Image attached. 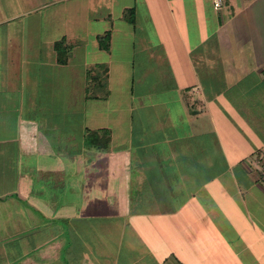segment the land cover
Instances as JSON below:
<instances>
[{
    "label": "crops",
    "instance_id": "crops-1",
    "mask_svg": "<svg viewBox=\"0 0 264 264\" xmlns=\"http://www.w3.org/2000/svg\"><path fill=\"white\" fill-rule=\"evenodd\" d=\"M75 1L0 0V264H264V0L220 9L214 0H102L104 21L113 25L121 8L118 19L139 39H149L144 18L168 41L167 80L176 83L160 94L186 108L169 126H150L169 130L168 154L136 160L140 172L137 116L130 148L110 154L90 146L84 124L74 130L64 116L43 131L31 116L41 111L34 105L60 100L50 90L58 59L45 57L58 55L67 33L52 16ZM204 110L217 131H245L247 161L233 141L224 148L235 156L207 165L170 155L182 131L205 135L189 125ZM128 153L130 163H113ZM209 164L222 172L203 177ZM193 232L203 238L190 240Z\"/></svg>",
    "mask_w": 264,
    "mask_h": 264
},
{
    "label": "rangeland",
    "instance_id": "rangeland-1",
    "mask_svg": "<svg viewBox=\"0 0 264 264\" xmlns=\"http://www.w3.org/2000/svg\"><path fill=\"white\" fill-rule=\"evenodd\" d=\"M54 8L56 9V7ZM103 11L102 0H76L73 4L57 7V11L52 17L67 33L63 34L65 39L62 41L63 47L60 48L58 55L54 57L51 53L45 57V63L51 64L58 59V66H56L59 69L56 72L58 77L57 80L55 79L56 82L51 85L53 89L50 90L60 96V100L55 102L56 104L34 105V109L41 107V111L38 110L35 113L32 111L31 116L37 117L43 131L54 128L49 126L51 120L54 123L67 122L74 130L84 124L89 139L93 138L92 134L95 130L107 128L111 130L108 135L109 144L105 151L101 150V152L110 154L130 148V140L135 130L142 128L137 124L136 116L139 118L138 123L152 120L156 128H163L173 122L176 113L184 112L186 108L183 103L177 105L168 103L171 100V94L168 93L171 91L165 95L160 94V92L168 91L162 88L163 86L172 85L175 81L167 80L168 75L171 76L167 69L168 41L165 38H157L159 34H155L156 26L146 22L144 18L140 19L141 26L145 27V37L149 39H139L143 35L137 36L136 33L128 31L131 26L120 18L118 19L117 16L122 11L121 8L114 9L113 25L102 19ZM93 15L96 16V20H93ZM110 28L113 30L112 39H103L104 33ZM78 37L79 39L76 40ZM105 45L106 47H104ZM28 58L31 61L38 60L37 57ZM92 78L101 81L102 85L98 88L101 96L99 98L88 95V87H90ZM30 106L33 107L30 104H25V108ZM197 108L196 106L191 114H195ZM81 113L88 115L86 120ZM64 116L66 119H59ZM81 116L83 121L79 119ZM192 118L189 125L195 131L203 130L205 133L203 154L200 156L202 158L203 155L204 164L207 165L218 159L223 161V159L235 156L227 152V147L233 148L231 141L241 145L236 147L243 151L241 154L246 161L248 160L244 144H248L249 140L245 131L237 130L235 136H228L220 129L217 131L218 121L214 119L210 111L206 110L200 114L192 115ZM90 133L92 134L90 135ZM102 138L100 136L98 139L100 143L103 141ZM63 140L65 141V138ZM181 143V151L190 148V142H187V139L184 138ZM224 144L227 147L224 148ZM166 148L167 146L157 147L158 158L167 155ZM94 154L99 155L100 152H94ZM123 155L113 157V163L116 161L123 163L124 158L130 163L129 153ZM107 160L109 159H102L105 163ZM129 165L130 171L132 163L131 167ZM210 166L209 164L207 168L202 169L203 177H210L223 170ZM149 170L151 171V169ZM137 171L140 172V169ZM222 174L230 176V174ZM140 209L142 208L140 207ZM143 210L146 211V209ZM147 228L150 229V226ZM147 228L145 227V229ZM199 235H202L201 238H203V233L193 232L190 240H195V237ZM178 240L182 242L181 238Z\"/></svg>",
    "mask_w": 264,
    "mask_h": 264
},
{
    "label": "trees",
    "instance_id": "trees-1",
    "mask_svg": "<svg viewBox=\"0 0 264 264\" xmlns=\"http://www.w3.org/2000/svg\"><path fill=\"white\" fill-rule=\"evenodd\" d=\"M104 39V38H103ZM102 39V40H103ZM62 47V42H58L57 44V48H61ZM106 47V45H105ZM100 79H96V78H93V80H91V83H90V87H88V95L89 97H93V98H99L101 97L100 96V93L98 92V88L101 87L102 84H100ZM92 90V91H91ZM189 106V104H188ZM152 122V123H151ZM147 124V126H146ZM154 125L153 121H150V120H146L145 121V127L144 129L142 130L143 133H144V137L141 136L139 137V142H141V145L143 146V149L141 148L140 149V145H133V148L136 150V151H133V170L136 172V170H138V165L136 166V160H140L141 157L143 158H148L150 159L151 157V154H152V151L157 150V147L159 146H167V140H168V137L170 138L171 136L167 135L166 134V131L164 132H159L158 134H155L152 132V128L150 127L151 125ZM89 131V130H88ZM169 131V130H168ZM167 131V132H168ZM111 130L107 129V128H99L97 130H95V132L90 133V135L92 134L93 135V138L92 139H89V136H88V141H89V144L90 146L92 147H95L96 149L98 150H104L108 147V144H109V134H110ZM186 132V131H185ZM185 132H181L183 134H185L187 136L188 133H185ZM171 133V132H170ZM178 133V132H176ZM103 137V141L102 143L99 142V137ZM184 137L182 135V138H180L178 140V137H175L176 138V149H173V151H170V155L172 156L173 154H175V160H191V161H197L199 159H202L203 158V155H202V158L200 157L201 154H203V135H190L188 137ZM185 138V140L187 139V142L189 141V145H190V148H188V150H184V151H181L180 150V145L182 144L181 142L183 141V139ZM181 143V144H180ZM160 144V145H159ZM140 149V150H138ZM159 151V150H158ZM167 153V151H166ZM168 154V153H167ZM144 175H151V171L148 169H144Z\"/></svg>",
    "mask_w": 264,
    "mask_h": 264
},
{
    "label": "built area",
    "instance_id": "built-area-1",
    "mask_svg": "<svg viewBox=\"0 0 264 264\" xmlns=\"http://www.w3.org/2000/svg\"><path fill=\"white\" fill-rule=\"evenodd\" d=\"M214 6L216 9H220L224 6V0H214Z\"/></svg>",
    "mask_w": 264,
    "mask_h": 264
}]
</instances>
